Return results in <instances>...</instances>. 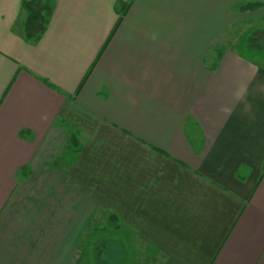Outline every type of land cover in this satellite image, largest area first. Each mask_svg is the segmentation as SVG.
Segmentation results:
<instances>
[{
	"label": "crops",
	"instance_id": "crops-1",
	"mask_svg": "<svg viewBox=\"0 0 264 264\" xmlns=\"http://www.w3.org/2000/svg\"><path fill=\"white\" fill-rule=\"evenodd\" d=\"M19 2L0 264H264V0H52L34 44Z\"/></svg>",
	"mask_w": 264,
	"mask_h": 264
},
{
	"label": "trees",
	"instance_id": "trees-1",
	"mask_svg": "<svg viewBox=\"0 0 264 264\" xmlns=\"http://www.w3.org/2000/svg\"><path fill=\"white\" fill-rule=\"evenodd\" d=\"M19 3L21 16L15 21L12 28L23 38V40L28 43L34 44L39 40L40 37H42L47 28L46 25L50 21V13L52 12L53 2L52 0H21V2ZM124 9L125 8L123 5V10L119 18H121L124 14ZM42 81L50 88L55 89L54 85H52L50 82L46 80ZM24 134V131L20 133L21 136H23ZM72 140L73 137L70 135L69 142H71ZM27 173L28 171L26 170V167H23L21 169V174L26 175ZM110 218V224H113L116 220V217L114 215H111Z\"/></svg>",
	"mask_w": 264,
	"mask_h": 264
},
{
	"label": "rangeland",
	"instance_id": "rangeland-1",
	"mask_svg": "<svg viewBox=\"0 0 264 264\" xmlns=\"http://www.w3.org/2000/svg\"><path fill=\"white\" fill-rule=\"evenodd\" d=\"M22 18H23V17H22ZM22 18H21V19H22ZM243 40L245 41L244 43H247V41H248V39H243ZM247 44H248V43H247ZM245 48H246V46H245ZM257 50H259V48L255 47V46H253V45H249L248 48H246V51H245V52H247V55H250V56L253 57L255 60L262 61L264 58H261L259 55H254V54H251V53H250V52L252 51V52H254V53L257 54ZM26 170H27V169H26ZM108 226L111 227V228H108L107 231L110 230V229L115 230L113 224L111 225L110 223H108ZM115 234H116V232L114 231V232H113V235H115Z\"/></svg>",
	"mask_w": 264,
	"mask_h": 264
}]
</instances>
